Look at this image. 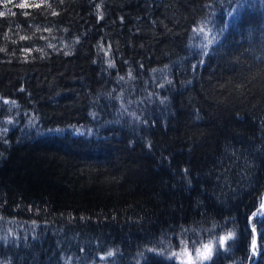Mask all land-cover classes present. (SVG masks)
<instances>
[{"label":"trees","instance_id":"obj_1","mask_svg":"<svg viewBox=\"0 0 264 264\" xmlns=\"http://www.w3.org/2000/svg\"><path fill=\"white\" fill-rule=\"evenodd\" d=\"M0 12L2 264H181L145 249L177 251L182 230L207 240L233 217L215 264H264L244 238L264 191V0H0ZM202 24L217 36L207 55Z\"/></svg>","mask_w":264,"mask_h":264},{"label":"snow or ice","instance_id":"obj_2","mask_svg":"<svg viewBox=\"0 0 264 264\" xmlns=\"http://www.w3.org/2000/svg\"><path fill=\"white\" fill-rule=\"evenodd\" d=\"M63 2V0H61ZM35 7H40V5H34ZM18 7H26L25 4H20ZM100 4L96 5L98 19H103V13L100 12ZM233 12H238V9H233ZM4 12H0V16H4ZM233 13H229L232 15ZM53 16L59 15L58 12L53 11ZM51 28H45L44 31L51 32ZM193 36L196 38H202L203 40V54L207 55V48L209 45H212L216 42L217 36L212 35V30L207 28L206 24H202L198 27H193L192 29ZM7 35V34H6ZM44 37H41L43 39ZM30 39V37L20 36V40ZM191 39V38H190ZM76 42H79V37L76 38ZM15 43V41H13ZM48 47L52 48L55 47L52 44H49ZM67 47V45H65ZM103 46H101L102 48ZM5 51L4 48H0V52ZM24 52L30 53L31 49L24 48ZM42 51V50H41ZM65 55H70V52H65ZM108 51L104 52L105 56H108ZM95 62V61H94ZM203 63V61H200ZM109 68H114L115 63L109 59L107 61ZM196 65H193L195 67ZM143 67V66H141ZM155 71V70H154ZM125 78L123 76L118 77L119 81H123ZM128 79L132 80L135 77L132 75L131 70L128 73ZM166 83H171V81H166ZM163 87V85H160ZM23 91V89H21ZM151 95V94H150ZM5 104L11 103L12 106L18 107L15 101H8L4 100ZM123 107V105H122ZM135 115V113H131ZM95 116V114H93ZM138 119V117H137ZM13 121L9 119L7 123L11 124ZM34 120H30V123H33ZM8 129L4 128L3 132H7ZM256 207V205H253ZM247 224L244 225V238H247L248 235L251 236L250 244H249V252L250 256L248 257L249 260H253L254 257L258 255H264V193H261L258 197V207H256V211H253L251 215L246 216ZM231 223L233 225L232 228H228V224ZM227 229V231H225ZM237 221L236 218L233 217L230 221H225L223 224L220 223H213L210 229H206L205 231L210 234V238L207 240L204 239H194L189 243L187 239V235L189 231H196L194 229H184L181 232L180 237V251H169L172 247L170 243H165L164 240L160 241V245L162 247H151L146 248L145 251L149 253H156L158 256H165L167 259H177L181 261V264H215L214 256H218L220 254V250L224 249L225 252L231 251L232 243L237 239ZM219 230V232H217ZM222 232L223 234H219ZM114 252L109 250L106 255L101 256V260H105L107 257H112ZM138 256L144 260H148L149 258L145 256L144 252L138 253ZM2 264V262H0ZM139 264V261L137 262ZM255 264V262H254Z\"/></svg>","mask_w":264,"mask_h":264},{"label":"rangeland","instance_id":"obj_3","mask_svg":"<svg viewBox=\"0 0 264 264\" xmlns=\"http://www.w3.org/2000/svg\"><path fill=\"white\" fill-rule=\"evenodd\" d=\"M200 39V41H202V43H203V40H202V38H199ZM178 251H180V249L179 250H177V252ZM176 262H178V263H181V261L180 260H177V259H174Z\"/></svg>","mask_w":264,"mask_h":264},{"label":"water","instance_id":"obj_4","mask_svg":"<svg viewBox=\"0 0 264 264\" xmlns=\"http://www.w3.org/2000/svg\"><path fill=\"white\" fill-rule=\"evenodd\" d=\"M263 193H264V191H263ZM255 258H256V257H255ZM254 260H255V259H254ZM253 262H254V261H253ZM253 262H252V263H253ZM252 263H250V264H252Z\"/></svg>","mask_w":264,"mask_h":264}]
</instances>
